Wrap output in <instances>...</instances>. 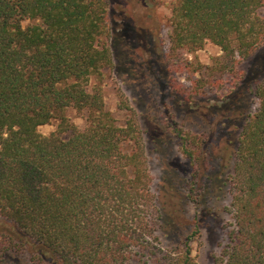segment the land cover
<instances>
[{
    "label": "trees",
    "instance_id": "16d2710c",
    "mask_svg": "<svg viewBox=\"0 0 264 264\" xmlns=\"http://www.w3.org/2000/svg\"><path fill=\"white\" fill-rule=\"evenodd\" d=\"M132 1L126 0L127 15ZM108 3L0 0L2 254L23 255L26 264H197L191 235L179 251L162 245L160 230L175 222L164 218L152 188L136 119L119 124L101 84H91L115 67ZM169 23V69L175 64L198 72L194 88L209 83L220 89L224 77L264 44V0H173ZM206 42L221 54L193 67L185 54ZM253 93L256 111L239 124L233 119L240 131L223 179L229 181L232 227L218 264H264V77ZM51 120L56 129L41 133L38 127ZM176 132L194 165L187 196L196 204L195 235L208 215L199 183L207 139Z\"/></svg>",
    "mask_w": 264,
    "mask_h": 264
},
{
    "label": "rangeland",
    "instance_id": "374dc122",
    "mask_svg": "<svg viewBox=\"0 0 264 264\" xmlns=\"http://www.w3.org/2000/svg\"><path fill=\"white\" fill-rule=\"evenodd\" d=\"M108 2V25L116 36V40L115 36L111 39L116 41L113 45L115 67L104 69L100 80L93 77L91 84H101L106 108L119 124H124L130 116L136 119L145 145L152 188L158 191L164 218L175 222L173 229L167 225L160 230L162 245L171 253L179 251L191 235V255L197 264H218L215 257L220 256L227 230L232 227L227 210L229 181L224 184L223 179L231 172V155L240 131V128L235 130L233 119L239 117V124L258 108L253 89L264 77V44L237 65L233 76L224 77L222 88L218 85L213 88L209 83L203 88L199 85L194 88L195 80L200 77L198 72L172 64L174 72L165 61L173 0H133L132 11L127 9L132 15L124 12L125 5L129 7L126 0ZM102 39L108 41L104 36ZM220 54L218 46L206 42L185 57L197 68V64H210ZM243 74L247 75L245 80ZM230 95H234L233 101L228 103L225 98ZM68 114L74 123L84 126V118L75 111L69 110ZM56 124L57 120H51L38 130L49 134L56 129ZM176 129L207 139L199 183L204 187L200 197L205 194L203 206L208 215L195 235L192 233L196 204L187 196L194 165L182 151ZM26 263L23 255L4 256L0 248V264Z\"/></svg>",
    "mask_w": 264,
    "mask_h": 264
}]
</instances>
